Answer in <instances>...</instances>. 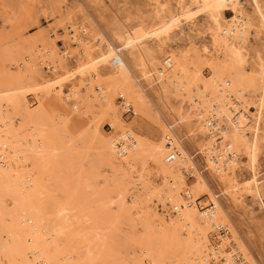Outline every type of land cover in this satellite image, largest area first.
Instances as JSON below:
<instances>
[{
	"label": "bare ground",
	"instance_id": "6f19581e",
	"mask_svg": "<svg viewBox=\"0 0 264 264\" xmlns=\"http://www.w3.org/2000/svg\"><path fill=\"white\" fill-rule=\"evenodd\" d=\"M153 1L150 17L138 25L105 30L83 15L87 36L77 11L65 13L58 25L67 48L76 45L68 52L73 67L46 30L6 34L8 47L0 53V264H255L232 213L182 141L200 134L201 154L224 197L243 209L251 197L264 210L258 177L264 54L249 63L252 20L241 0H174L178 10L171 0ZM253 2L263 31L262 1ZM198 15L211 22L212 49L197 45L193 34L185 46L174 39L185 25L194 27ZM29 94L38 100L34 108ZM118 97L135 122L123 119ZM54 106L96 121L91 143L102 168L79 146L66 119L55 121ZM145 120L159 138L140 134L136 126ZM105 121L111 131L100 132ZM244 157L251 179L241 183ZM184 172L193 173V187ZM202 195L210 198L204 211L197 205ZM218 227L230 235L214 247L210 238Z\"/></svg>",
	"mask_w": 264,
	"mask_h": 264
},
{
	"label": "rangeland",
	"instance_id": "374dc122",
	"mask_svg": "<svg viewBox=\"0 0 264 264\" xmlns=\"http://www.w3.org/2000/svg\"><path fill=\"white\" fill-rule=\"evenodd\" d=\"M7 1L9 2L6 3ZM21 1L23 2V0H0V7H1L0 34L2 33L0 35V53L1 51H4V49L8 47L7 43L9 42L8 41L9 37H7V35H9L10 32H13V30H21V32L19 31L20 33H17V35H20L22 37L24 32H26L27 36H32L39 33V31L41 30H46L48 36L50 35L49 38L51 41L56 37L55 38L56 40L54 39L53 42L55 43L58 52H60V54L62 55L67 51V53L65 54L71 64V67L74 66L75 61L73 59L74 56L68 52L74 50L76 45L72 44L70 48L69 47L67 48V45L64 40L65 32L64 29H62V27L60 26L62 24L61 21L60 22L58 21L66 15L65 13H67L68 11H74V12L77 11L75 13L77 14V17L80 21V25H81L80 28L82 30L83 35L87 36L89 32V27L87 24L83 23L82 21L83 15L85 14L91 16L99 24L101 28L105 30H112L114 29L117 23L118 24L129 23L132 25L133 24L138 25L139 20L141 18L143 19L150 17L149 15H151V13L153 12L156 6L153 0H32V1L24 0L23 3ZM261 1L264 8V0ZM241 3L243 4L242 11L251 18L253 23V27L250 31L251 33L249 36V41L247 44L248 52L250 54L249 63L253 66L254 62L256 63L257 54L259 52L264 54V30L262 31L261 29L260 31L259 29L260 22L262 21V19L260 18V14L253 0H241ZM4 6H8V8L6 7L8 11ZM20 6L21 8H19ZM170 8L171 9L173 8L174 10L175 9L178 10L179 6L177 5L176 1L171 0ZM12 16L13 18H11ZM232 16L233 13L230 10H227L226 19L229 20L232 18ZM14 17L17 18L15 19ZM12 19L13 21H11ZM8 21L10 22V24ZM28 22L30 25L28 24ZM58 23L60 25H58ZM194 23H195L194 27L185 25L184 27L185 33L183 34L184 36L179 35L180 37L176 36L174 39L175 40L177 39V41L179 40L180 42L179 41L178 42L179 43L182 42L181 44L185 46L187 45L190 36L193 34L192 37L196 38L194 42L197 45H199L200 47L206 45L210 49H212L211 38L207 31V27L211 23L210 20L207 18L206 15H198L195 18ZM24 27L25 30L23 29ZM189 27L191 28L189 29ZM2 29L4 30L6 29L7 31L4 32L2 31ZM1 39L7 42L6 43L1 42L3 41ZM0 63H2L1 58H0ZM46 70L48 72L47 68H45V71ZM13 71H16V69L12 68L11 72ZM202 72L206 77L210 75V72L208 71L207 68H203ZM68 89L69 87L67 85L64 89L65 95L68 93ZM54 95H55L54 93L50 94L49 98L54 97ZM28 100L32 108H34L37 105L38 100L35 98L34 95L29 94ZM115 102L119 106V108L122 107L121 111L123 112L122 115L123 119L130 124L135 122L134 115L125 114V112L129 111V109L128 110L127 108L124 109L123 100L118 97L115 100ZM51 113L55 118L56 122H60L66 119L65 124H68L66 125L68 130L74 131L76 135H78L79 146H81L85 151H88L91 154V157L93 159L92 161L94 164L102 168L104 164L98 157L96 151L94 152V147L92 144L94 140L93 138L96 137L94 134L96 121L94 120L91 121L88 118L87 120L85 117L80 119L79 117H76L74 114L70 113L69 109L67 111H63L62 109L60 110V108L57 109L56 106L51 107ZM169 122L171 121L169 120ZM90 125L91 128H88L90 127ZM100 128H101L100 132L111 131V127L106 121L101 123ZM136 128L137 130H139L140 134L142 133L143 136H146L147 138L149 137L150 139L153 140L161 136L157 127L149 120L139 122ZM184 131L185 133L187 132L186 130ZM182 141L185 146V149L189 152V154L193 158L195 164L200 170L203 178L205 179L211 191L219 197L223 206L232 213V219L235 225L239 228L240 232H242L243 238L250 248L255 264H264V210L251 197H247L246 209H243L240 206H238L237 208V206H234V204L231 202V199L229 197L228 198L224 197L222 192L223 186L221 185L219 179L215 176V174L210 169H207L208 166L206 165L204 157L201 154V148H202L201 145L203 144L204 139L200 134L196 136L192 134H187L185 138L183 137ZM90 144H92V146H90ZM184 175L187 186L189 188L193 187L195 184V179H194L195 177L193 173L184 172ZM238 175H239V179L241 180V183H245L246 181L251 179V171L249 170L248 160L245 157L242 159L240 163L238 169ZM258 177L260 181L263 182L264 184V142L261 145V153L259 155ZM151 178H152L151 181H153L156 186L161 183V180L155 175H152ZM263 192H264V188H263ZM209 200L210 198L207 195H202L197 199V205L199 206L201 211H204L206 209L204 207L205 205L209 204L210 202ZM161 207L162 206H159L158 208L160 212L163 211V209L161 210ZM215 237L216 236L214 230L210 238L211 243L213 245L216 242ZM239 262L241 263V260H239Z\"/></svg>",
	"mask_w": 264,
	"mask_h": 264
},
{
	"label": "built area",
	"instance_id": "2783aa9c",
	"mask_svg": "<svg viewBox=\"0 0 264 264\" xmlns=\"http://www.w3.org/2000/svg\"><path fill=\"white\" fill-rule=\"evenodd\" d=\"M115 64H117V60L115 61ZM125 114L134 115L131 112V109H130V111L125 112ZM173 158H174V156H172V159ZM229 233L230 232H229V229L228 228H226V227H218L215 230L216 242L214 243V247H217V244H218V241L219 240H222L224 237H228L230 235Z\"/></svg>",
	"mask_w": 264,
	"mask_h": 264
}]
</instances>
